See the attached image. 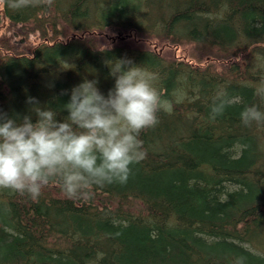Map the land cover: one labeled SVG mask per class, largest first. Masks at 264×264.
<instances>
[{
	"label": "trees",
	"instance_id": "1",
	"mask_svg": "<svg viewBox=\"0 0 264 264\" xmlns=\"http://www.w3.org/2000/svg\"><path fill=\"white\" fill-rule=\"evenodd\" d=\"M1 25L10 115L25 114L29 96L59 109L85 77L106 94L108 65L123 57L143 64L164 103L126 183L94 185L88 198L55 180L37 199L0 188V264H264V122L239 115L264 110V0H0ZM105 31L118 35L112 47L94 38ZM218 92L234 101L210 118Z\"/></svg>",
	"mask_w": 264,
	"mask_h": 264
},
{
	"label": "clouds",
	"instance_id": "2",
	"mask_svg": "<svg viewBox=\"0 0 264 264\" xmlns=\"http://www.w3.org/2000/svg\"><path fill=\"white\" fill-rule=\"evenodd\" d=\"M7 3L19 8L28 0ZM108 66L114 79L106 94L97 79L85 77L62 90L69 99L59 109L29 96L25 114L0 110V188L37 199L55 180L68 198H88L94 185L127 182L131 165L145 156L140 131L158 122L164 101L143 64L123 57ZM255 91L264 97V80ZM233 101L218 92L210 118ZM61 110L67 114L58 119ZM239 115L245 125L264 122V110L256 104L245 105ZM234 264H245V257L237 256Z\"/></svg>",
	"mask_w": 264,
	"mask_h": 264
},
{
	"label": "rangeland",
	"instance_id": "3",
	"mask_svg": "<svg viewBox=\"0 0 264 264\" xmlns=\"http://www.w3.org/2000/svg\"><path fill=\"white\" fill-rule=\"evenodd\" d=\"M5 25H1L0 26V34L5 30ZM103 34H99V35H96L94 38L96 39V42L98 44L99 47H112V45H114L116 43V40H114L113 38L118 36L117 34H114L112 32H109V31H105V32H102ZM37 36H31V39L30 41L28 42L29 45L31 44H36L38 41H39V38ZM135 38V36H130L129 37V40L131 43L132 41L135 42L137 41V39H132ZM145 42V44L148 46V47H151V48H156L158 47L157 50H161V49H164V47H161V46H158L156 44V42L154 41H143ZM168 49H166L167 51ZM169 52L175 54L177 57H180V58H185L186 56V51L181 48V47H177V48H171V50H169Z\"/></svg>",
	"mask_w": 264,
	"mask_h": 264
},
{
	"label": "bare ground",
	"instance_id": "4",
	"mask_svg": "<svg viewBox=\"0 0 264 264\" xmlns=\"http://www.w3.org/2000/svg\"><path fill=\"white\" fill-rule=\"evenodd\" d=\"M110 29V28H109ZM71 35V34H70ZM99 35V34H98ZM89 39V38H88ZM67 55V54H66ZM58 65V64H57ZM3 99V98H2ZM101 194V193H100ZM1 225V224H0ZM227 240V239H226ZM53 248V247H52ZM62 252V251H61Z\"/></svg>",
	"mask_w": 264,
	"mask_h": 264
}]
</instances>
